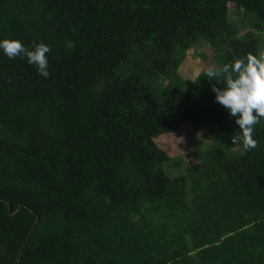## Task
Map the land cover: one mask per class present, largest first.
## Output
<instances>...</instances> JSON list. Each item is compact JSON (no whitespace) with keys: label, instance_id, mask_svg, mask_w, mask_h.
<instances>
[{"label":"trees","instance_id":"trees-1","mask_svg":"<svg viewBox=\"0 0 264 264\" xmlns=\"http://www.w3.org/2000/svg\"><path fill=\"white\" fill-rule=\"evenodd\" d=\"M0 39L52 49L47 79L0 52V264H264V118L245 151L212 91L264 56V0H0ZM197 42L219 81L179 75ZM187 124L237 151L171 177Z\"/></svg>","mask_w":264,"mask_h":264},{"label":"clouds","instance_id":"clouds-1","mask_svg":"<svg viewBox=\"0 0 264 264\" xmlns=\"http://www.w3.org/2000/svg\"><path fill=\"white\" fill-rule=\"evenodd\" d=\"M51 51V46L44 42L36 43L30 49L19 39H0V52L4 56L9 59H25L45 79L50 76L47 54ZM219 71L228 73V76L223 87L213 85L215 102L222 105L230 117L235 118V124L240 130L238 139L243 149L252 150L257 146L253 136L255 126L264 118V56L236 58ZM217 74V70L209 69L206 76L219 81L215 79ZM233 143H236L234 138Z\"/></svg>","mask_w":264,"mask_h":264},{"label":"rangeland","instance_id":"rangeland-1","mask_svg":"<svg viewBox=\"0 0 264 264\" xmlns=\"http://www.w3.org/2000/svg\"><path fill=\"white\" fill-rule=\"evenodd\" d=\"M230 15L235 23H239V21L243 19L242 15H238L235 12L233 5L230 6ZM249 26L250 25H245V27L241 29V35H245L246 32L251 30ZM219 68L220 62L217 60L215 48L208 43L197 42L187 52L186 58L180 65L178 73L190 86L199 78L204 77L209 69ZM216 137V132L212 129L203 128L201 130H195L191 124H187L175 135L164 136L157 139V144L172 157V161L166 163L163 169L171 177H177L183 172V170H180L182 163L173 158L181 159L185 167L184 169H186V167L198 166L199 161L196 154L202 153L207 149H212L215 142V146L217 147L226 148L235 146L224 141H216ZM231 142L233 143V140H231ZM237 149L238 147L235 146L233 150L237 151ZM177 170L180 171V173H176Z\"/></svg>","mask_w":264,"mask_h":264},{"label":"water","instance_id":"water-1","mask_svg":"<svg viewBox=\"0 0 264 264\" xmlns=\"http://www.w3.org/2000/svg\"><path fill=\"white\" fill-rule=\"evenodd\" d=\"M19 210H20V207H19V209L17 210V212H18ZM10 211H11V206H9V212H10ZM17 212H16V213H17Z\"/></svg>","mask_w":264,"mask_h":264}]
</instances>
